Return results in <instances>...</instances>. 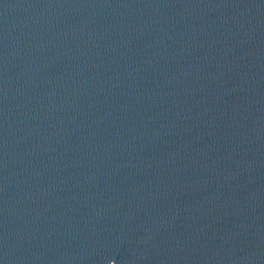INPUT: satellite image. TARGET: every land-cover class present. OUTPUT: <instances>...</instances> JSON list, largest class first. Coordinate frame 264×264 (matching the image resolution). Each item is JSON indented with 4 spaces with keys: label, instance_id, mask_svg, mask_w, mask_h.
I'll list each match as a JSON object with an SVG mask.
<instances>
[{
    "label": "water",
    "instance_id": "obj_1",
    "mask_svg": "<svg viewBox=\"0 0 264 264\" xmlns=\"http://www.w3.org/2000/svg\"><path fill=\"white\" fill-rule=\"evenodd\" d=\"M0 264H264V0H0Z\"/></svg>",
    "mask_w": 264,
    "mask_h": 264
}]
</instances>
